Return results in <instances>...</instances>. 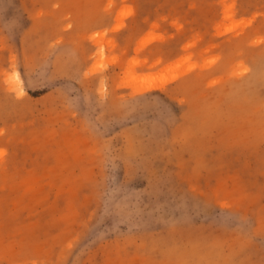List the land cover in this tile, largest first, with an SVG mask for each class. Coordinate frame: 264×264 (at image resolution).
Instances as JSON below:
<instances>
[{
    "label": "rangeland",
    "instance_id": "obj_1",
    "mask_svg": "<svg viewBox=\"0 0 264 264\" xmlns=\"http://www.w3.org/2000/svg\"><path fill=\"white\" fill-rule=\"evenodd\" d=\"M0 264H264V0H0Z\"/></svg>",
    "mask_w": 264,
    "mask_h": 264
},
{
    "label": "bare ground",
    "instance_id": "obj_2",
    "mask_svg": "<svg viewBox=\"0 0 264 264\" xmlns=\"http://www.w3.org/2000/svg\"><path fill=\"white\" fill-rule=\"evenodd\" d=\"M179 74H181V73L174 74V75H172V76H170V77L164 78V79H162L158 84L161 86V85L165 84L167 81L174 79V78H175L177 75H179ZM158 84H155V85L150 86V87H151V88H153V87H157V86H159Z\"/></svg>",
    "mask_w": 264,
    "mask_h": 264
}]
</instances>
